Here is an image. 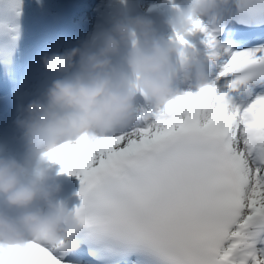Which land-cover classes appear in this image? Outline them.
Wrapping results in <instances>:
<instances>
[{
  "label": "snow or ice",
  "instance_id": "6c2138e0",
  "mask_svg": "<svg viewBox=\"0 0 264 264\" xmlns=\"http://www.w3.org/2000/svg\"><path fill=\"white\" fill-rule=\"evenodd\" d=\"M225 4L193 20L207 84L146 126L49 153L80 179V247L0 244V264H264V0Z\"/></svg>",
  "mask_w": 264,
  "mask_h": 264
},
{
  "label": "clouds",
  "instance_id": "9594fccd",
  "mask_svg": "<svg viewBox=\"0 0 264 264\" xmlns=\"http://www.w3.org/2000/svg\"><path fill=\"white\" fill-rule=\"evenodd\" d=\"M167 23L174 36L158 35L154 22L143 15L115 19L93 47L87 43L64 52L45 53L42 62L53 72L65 73L26 107V115L16 121L23 131L26 151L23 159L0 155V197L18 215L0 210V244L27 250L30 241L63 242L64 250L80 247L81 222L75 210L57 199L61 185L49 171V153L62 146L68 150L94 144L138 116L137 92L158 111L183 93L174 77L183 71L198 89L210 80L207 66L198 51L182 43L193 20H210L223 14L225 0H189L174 5ZM122 46L127 47L123 62H114ZM177 55L180 64L174 62ZM152 112L145 111L147 120ZM42 202L45 206H38Z\"/></svg>",
  "mask_w": 264,
  "mask_h": 264
},
{
  "label": "rangeland",
  "instance_id": "374dc122",
  "mask_svg": "<svg viewBox=\"0 0 264 264\" xmlns=\"http://www.w3.org/2000/svg\"><path fill=\"white\" fill-rule=\"evenodd\" d=\"M145 1H148L150 3L156 2L158 4L160 2V0H142V3H144ZM177 1L178 4L182 7L186 6L188 3V0ZM59 6L60 0H0V32H7L8 34H10L12 38L17 42V46H20L21 40L27 41L29 40L28 38H31L32 35H41L48 33L46 23L44 24L45 26H41V24L44 21L48 23L52 19L62 17L63 15L59 12ZM84 18L85 16L82 10H78L77 14H75L72 19L74 20V22H80V19L83 20ZM60 37L64 42L66 41L65 34H60ZM200 48H198L197 51H199ZM47 52L48 50H45V53ZM4 56L5 51L3 48V43H0V62L4 58ZM42 78H44L43 75H41L40 80ZM0 106V124H2L3 118L14 116V114L13 109L9 107V104H0ZM147 110H150V112L152 113L154 112L153 107L144 109L143 111H140L138 113V120L142 119V113ZM25 115L26 114L20 115L21 117L19 116V118L22 119ZM154 118V116H151L148 120H143V122H145V124L149 123ZM128 128H131V126H129ZM1 134L2 133H0V143L2 142L1 139L4 138ZM14 149L15 145L13 147L12 144L10 146L5 145V148L3 150L5 151L4 155L8 154L13 156V151H15Z\"/></svg>",
  "mask_w": 264,
  "mask_h": 264
},
{
  "label": "bare ground",
  "instance_id": "6f19581e",
  "mask_svg": "<svg viewBox=\"0 0 264 264\" xmlns=\"http://www.w3.org/2000/svg\"><path fill=\"white\" fill-rule=\"evenodd\" d=\"M99 0H61V7L66 9V16L64 19H66L68 23V19L69 17H67L68 11L70 10V8H76V12L74 13L77 14L78 10H82V12L84 13L85 18L82 20L81 23H77L78 24V33L81 36H86L88 30H90V28L92 27V21L96 16L95 13V8H96V4ZM171 2L175 3L174 5H179L177 0H170ZM140 3L142 4V0H140ZM143 9L147 10V9H157V10H161L162 12L165 11L166 13L169 12V17L167 16V21L169 18H171L173 15H171L172 10H175L173 7H166L163 4L159 5L156 3H150L148 1H145L143 4ZM20 19V18H19ZM55 25H58V22H56V20L54 21ZM38 23V22H37ZM22 25V24H21ZM63 25V24H62ZM70 25H66V27H69ZM50 27L55 28L54 25H50ZM71 28V27H70ZM175 33L173 32V29L170 27V25L167 23V27H166V36L167 38L174 36ZM188 41H189V46L195 50H197L198 48H200V46L204 43L205 41V34L203 32L200 31H195L192 32L190 34V36L188 37ZM215 66V68H214ZM216 69V62L214 61V64L212 65L211 69H210V77L214 74ZM183 76H186V74L184 73ZM182 76V77H183ZM31 87V86H30ZM183 87H181L182 89ZM193 88H195L193 86ZM30 89V88H29ZM196 89V88H195ZM40 93L37 94H33V96L31 97V99H37L38 96H40ZM1 107V106H0ZM4 110V109H3ZM20 119L19 116H9L6 118H3L2 120V124H0V130L2 133L1 135L4 137L2 138L3 140H6L8 138H12L11 142L15 143V151L13 156H15L17 159L22 158L24 156V153L26 151V141L23 135V131L17 126L16 121ZM137 126H146L147 123H143L142 120H137V122H135ZM135 125V127H136ZM1 139V140H2ZM5 152V151H4ZM3 152V155H4ZM8 155V154H7ZM50 166H52V175H56V174H62V175H66L68 177V179H73L74 176L73 174H69L67 172H63L61 171L62 169V164H60V162L58 161H50L49 164Z\"/></svg>",
  "mask_w": 264,
  "mask_h": 264
}]
</instances>
